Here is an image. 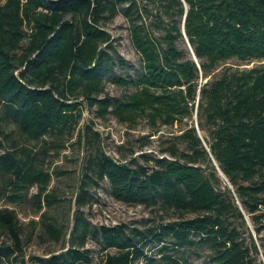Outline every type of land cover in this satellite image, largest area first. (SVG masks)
I'll use <instances>...</instances> for the list:
<instances>
[{"label": "trees", "instance_id": "trees-1", "mask_svg": "<svg viewBox=\"0 0 264 264\" xmlns=\"http://www.w3.org/2000/svg\"><path fill=\"white\" fill-rule=\"evenodd\" d=\"M118 15L127 23L139 68L121 55L105 27ZM233 59L258 63L228 65ZM106 81L121 93L111 96ZM83 108L128 128L145 121L149 134L162 126L180 129L167 138L161 156L142 153L143 162H124L101 148L92 124L80 125ZM0 119L28 140L49 136L51 147L76 134L86 150L72 238L50 264H90L82 250L89 237L101 246L100 264H137L153 243L205 246L208 264H257L260 249L248 220L260 234L264 0H1ZM9 136L0 130V202L21 205L37 187L32 197L45 233L59 240L61 229L46 220L55 201L53 173L28 146L6 142ZM105 180L116 200L175 218L143 230L91 227L81 202L89 181ZM1 231L13 246L0 242V263L23 245L17 212L5 205Z\"/></svg>", "mask_w": 264, "mask_h": 264}, {"label": "rangeland", "instance_id": "rangeland-1", "mask_svg": "<svg viewBox=\"0 0 264 264\" xmlns=\"http://www.w3.org/2000/svg\"><path fill=\"white\" fill-rule=\"evenodd\" d=\"M105 27L114 37L121 55L139 68L140 56L131 43L125 19L118 15ZM238 63L242 68L251 67L258 62L242 64L243 62L233 59L228 62V65H237ZM106 91L111 96H118L121 93V90L109 81H106ZM83 121L92 124L93 128L99 132L101 148L110 156L124 162L134 159H140V162H143L140 158L142 153L161 156L160 150L168 144L167 138L180 129L179 125L162 126L158 131L149 134V128L145 121H140L134 128H128L112 115H107L105 119L97 118L94 110L88 108L82 110L80 125ZM0 130L10 134L6 142L13 140L31 148L33 154H37L39 163L47 171L53 173L49 190H53L55 201L49 210L48 215L51 217L46 220L58 225L62 231V237L59 240H55L45 233L40 219L41 213L37 212V206L32 197L37 193V187L30 189L25 202L21 205L13 206L1 201L0 205L13 208L17 212L23 230V245L21 252H14L9 259L0 264H50L48 259L52 255L65 251L72 238L74 214L78 207L80 179L83 176L82 168L86 150L77 141L76 134L73 137L63 138L60 147H51L54 144L49 136L38 141L28 140L20 135L9 120L0 119ZM91 181L87 188V198L81 202L80 207L83 217L87 219L91 227L126 224L128 229L143 230L147 226L175 218L171 212L166 213L157 208L151 209L143 205H131L118 201L112 196L107 180L100 181L98 185ZM45 210H47L46 206L40 212ZM248 225L260 249L256 260L257 264L264 262V239L261 240L264 236V227L258 234L250 220H248ZM245 235L249 242L248 235L246 233ZM0 242L7 246H13L9 235L3 231L0 232ZM82 250H86L90 254V264H100L103 251L96 239L89 237ZM110 251L114 252V250ZM145 257L141 258L137 264H144L147 260H152L149 264H176L173 259L179 260L180 264H208L209 251L205 246L175 249L171 243L165 248L162 243H153L145 249Z\"/></svg>", "mask_w": 264, "mask_h": 264}, {"label": "water", "instance_id": "water-1", "mask_svg": "<svg viewBox=\"0 0 264 264\" xmlns=\"http://www.w3.org/2000/svg\"><path fill=\"white\" fill-rule=\"evenodd\" d=\"M196 127H198V126L196 125Z\"/></svg>", "mask_w": 264, "mask_h": 264}, {"label": "bare ground", "instance_id": "bare-ground-1", "mask_svg": "<svg viewBox=\"0 0 264 264\" xmlns=\"http://www.w3.org/2000/svg\"><path fill=\"white\" fill-rule=\"evenodd\" d=\"M1 1V0H0Z\"/></svg>", "mask_w": 264, "mask_h": 264}]
</instances>
